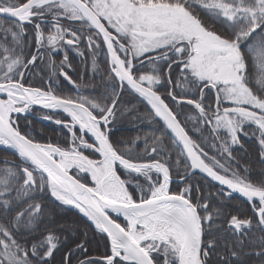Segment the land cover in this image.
<instances>
[{"label":"snow or ice","instance_id":"obj_1","mask_svg":"<svg viewBox=\"0 0 264 264\" xmlns=\"http://www.w3.org/2000/svg\"><path fill=\"white\" fill-rule=\"evenodd\" d=\"M0 264H264V0H0Z\"/></svg>","mask_w":264,"mask_h":264},{"label":"trees","instance_id":"obj_2","mask_svg":"<svg viewBox=\"0 0 264 264\" xmlns=\"http://www.w3.org/2000/svg\"><path fill=\"white\" fill-rule=\"evenodd\" d=\"M46 124H43L42 122H41V124H39L38 125V127H44Z\"/></svg>","mask_w":264,"mask_h":264},{"label":"rangeland","instance_id":"obj_3","mask_svg":"<svg viewBox=\"0 0 264 264\" xmlns=\"http://www.w3.org/2000/svg\"><path fill=\"white\" fill-rule=\"evenodd\" d=\"M43 123V122H42ZM43 124H45V123H43Z\"/></svg>","mask_w":264,"mask_h":264}]
</instances>
